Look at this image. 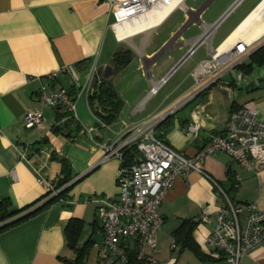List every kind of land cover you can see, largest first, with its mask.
Returning <instances> with one entry per match:
<instances>
[{
  "label": "crops",
  "instance_id": "0c3cea01",
  "mask_svg": "<svg viewBox=\"0 0 264 264\" xmlns=\"http://www.w3.org/2000/svg\"><path fill=\"white\" fill-rule=\"evenodd\" d=\"M236 1L225 0L210 13L216 0H191L192 5L184 0L154 29L133 37L130 43H120L109 28L113 16L107 0H0V129L3 134L0 202H8L9 214L34 205L9 222L50 200L34 167L43 179L56 185L64 178L61 173L64 162L68 183L71 182L55 203L0 230V264L73 261L74 253L67 247L64 233L71 219L83 222L78 246L95 242L91 236L95 230L96 204L92 201L114 199L121 193L120 161L110 158L99 162L104 146L117 143L127 129L168 114L158 124L155 135L174 151L193 157L207 144L210 134L225 133L230 113L248 102L255 104L258 117L264 122V62L244 74L238 65H248L250 54L200 80L192 76L197 64L208 59L212 50L231 37L263 0H255L236 13L231 27L219 35L224 19L210 41L200 44L186 57L193 39L216 23ZM243 1L235 7L236 12ZM177 11L182 12V20L167 31V36L154 42V35ZM187 22L188 26L182 30ZM178 32L171 47L148 64ZM245 33L249 32H240L238 36ZM125 50L131 51L132 59L123 70L114 72L112 56ZM94 67L96 77L108 79L124 103L116 120L105 125L90 113V121L81 122L77 100L79 124L69 122L62 129H55L59 114L56 110L42 109L39 93L72 91L70 75L62 72L65 68L74 69L82 87ZM171 71L168 82L146 100L152 81ZM169 82L170 88L156 99ZM78 99L86 104L83 92ZM31 111L42 112L44 126L24 128V115ZM193 123L200 127L194 139L184 134V129ZM25 152L30 163L20 157ZM198 166L227 191L234 204L253 205L256 210L264 211V166L245 169L219 152L205 157ZM222 205L221 196L208 179L196 172L177 177L158 208L164 224L155 250L148 253L158 261L175 258L174 264H227L206 243L211 224H196L192 231L194 242L210 261L202 262L188 250L179 253L170 250L173 232L183 221H195L202 209L211 213ZM88 228L90 235H83ZM94 259L91 246L83 264H91ZM240 264H264V245L244 256Z\"/></svg>",
  "mask_w": 264,
  "mask_h": 264
},
{
  "label": "built area",
  "instance_id": "2783aa9c",
  "mask_svg": "<svg viewBox=\"0 0 264 264\" xmlns=\"http://www.w3.org/2000/svg\"><path fill=\"white\" fill-rule=\"evenodd\" d=\"M113 16L109 26L114 38L120 43L140 34H146L158 26L184 0H107ZM242 0H237L220 19L206 27L203 33L193 39L186 57L195 49L210 41L211 36ZM256 14L254 23L247 29L249 33L229 37L211 51L208 59L200 61L192 76L198 80L215 73L231 61L249 56L264 48V31L258 38L247 40L253 31L264 28V0L252 11ZM251 51V52H250ZM62 72L70 75L72 91L64 89L41 91L38 99L42 109L56 110L59 117L55 129H62L69 122L79 124L76 115V101L83 92L86 99L92 92L96 77L95 67L89 73L84 86L73 68ZM173 71L157 81H152L146 100L156 95L168 82ZM199 79V80H200ZM168 114L127 129L119 141L111 146H104L103 157L99 163L110 158L121 161L122 150L135 147L139 157L124 170L118 178L121 193L114 199L98 198L96 204V226L94 234L99 238L92 243L95 259L91 264H174L175 258L158 261L148 251L157 246V236L164 220L158 214V208L168 191L179 176L196 172L208 179L223 200L222 207L214 212H202L195 220L198 224H211V233L206 239L207 245L221 254L227 264H240L241 259L256 248L264 245V211H258L253 205L237 206L228 197L215 180L207 175L198 163L215 153H225L245 169H259L264 166V122L259 119V111L253 102L244 104L232 111L228 117L225 133L210 134L207 144L193 157L171 149L164 140L155 135L158 124ZM25 129L44 126L41 111H31L24 115ZM197 123L188 125L184 134L192 139L199 134ZM3 137L0 129V138ZM21 159L30 163L27 154L21 153ZM38 181L44 185L49 199L57 197L70 183L57 188L54 183L43 179L39 169L33 168ZM239 179H237V182ZM170 250L178 248L172 240Z\"/></svg>",
  "mask_w": 264,
  "mask_h": 264
},
{
  "label": "trees",
  "instance_id": "16d2710c",
  "mask_svg": "<svg viewBox=\"0 0 264 264\" xmlns=\"http://www.w3.org/2000/svg\"><path fill=\"white\" fill-rule=\"evenodd\" d=\"M132 54L131 51H117L112 56V66L115 71L123 70L131 61ZM264 62V48H260L253 52L249 56V64H239L238 68L245 74L252 70L253 66H259ZM123 101L115 91L113 85L108 81V79L100 78L99 80L95 79L92 86V92L87 97V107L90 113L96 117L100 122L105 125L111 124L116 120L120 110L123 107ZM139 157V153L135 147H129L122 150V158L120 161V175L123 174L124 170L129 168L135 159ZM64 178L57 182L55 185L57 188H60L66 185L70 179L67 173V165L62 163V171ZM119 175V176H120ZM119 178V177H118ZM233 186V185H232ZM234 185L233 187H235ZM65 189L59 193L57 197H54L44 203L39 209L16 219L15 221L9 222V220L20 215L21 213L29 210L32 206L25 207L13 213L7 212L8 202L3 200L0 202V230H3L9 226H13L20 221L26 219L27 217L32 216L33 214L49 207L51 204L55 203L61 196L64 195ZM9 222V223H7ZM7 223V224H5ZM94 227L96 226V221H94ZM195 221H183L180 226L173 232V240L178 248V253L184 250L190 251L194 256L202 261H210L211 258L204 254L198 245L194 242L192 238V231L195 228ZM83 222L78 219H71L67 223L64 233L67 247L74 253L73 261H64L65 264H83L84 258L88 253L89 249L92 246L91 241H87L81 247L78 246V239L82 230Z\"/></svg>",
  "mask_w": 264,
  "mask_h": 264
},
{
  "label": "rangeland",
  "instance_id": "374dc122",
  "mask_svg": "<svg viewBox=\"0 0 264 264\" xmlns=\"http://www.w3.org/2000/svg\"><path fill=\"white\" fill-rule=\"evenodd\" d=\"M223 1L225 0H216V2L210 7V13L214 12L216 7H219ZM255 0H244L239 6H238V12H236V8L235 10L233 11V13H230L226 19L221 23V25L219 26V35L229 29L231 27V25L233 24V22L235 21L236 19V13H239L240 11H242L243 9L247 8L248 5L252 2H254ZM187 5H192V2L191 0H187ZM182 20V12L181 11H177L175 12L170 18L169 20L163 25V27H161V29H159L156 33V35H154L153 39H154V42H157L160 38H163L164 36H167V31L168 30H171L174 26H176L180 21ZM191 32H189V34H191ZM170 84L171 82H169V84H167L164 89L161 90V92L158 94L157 98L156 99H159L160 97L163 96L164 92L166 90H168L170 88ZM77 114L79 116V119H81L82 121L81 122H85V120H88L90 121V118H92L90 112L88 111L87 109V105L84 104L83 100L82 99H78V102H77ZM83 124H86V123H83ZM90 230L88 228V231L87 233H84L83 235H86V234H89ZM90 235V234H89ZM88 235V236H89ZM91 238L94 240V241H98V236L96 234H93L91 236Z\"/></svg>",
  "mask_w": 264,
  "mask_h": 264
},
{
  "label": "bare ground",
  "instance_id": "6f19581e",
  "mask_svg": "<svg viewBox=\"0 0 264 264\" xmlns=\"http://www.w3.org/2000/svg\"><path fill=\"white\" fill-rule=\"evenodd\" d=\"M255 16H256V14H252V15H250V16L244 21V23L242 24V26H241L237 31H235V32L232 34L231 39L237 37L238 34H239L240 32H243V33L246 32L247 29H248V28L254 23V21H255ZM263 31H264L263 26L256 28V29L253 31V33L251 34V36H250L247 40H252V39L258 38L259 36L262 35Z\"/></svg>",
  "mask_w": 264,
  "mask_h": 264
},
{
  "label": "water",
  "instance_id": "95a60500",
  "mask_svg": "<svg viewBox=\"0 0 264 264\" xmlns=\"http://www.w3.org/2000/svg\"><path fill=\"white\" fill-rule=\"evenodd\" d=\"M188 24H189V22H187L183 27H182V30H184L185 29V27H187L188 26ZM181 32V31H180ZM180 32H178L172 39H171V41L168 43V45H166V47H164L163 49H162V51H160V53H158V55H156L155 57H153L151 60H149L148 62V64H150L151 65V63L152 62H154L155 60H156V58L163 52V51H165V50H167L168 48H170L171 47V43L173 42V41H175V39L179 36V34H180ZM254 52V51H253ZM27 214H29V213H27ZM19 218H21V217H19ZM18 219V218H17ZM16 220V219H15ZM12 222V221H11ZM9 223V222H8ZM5 224H7V223H5Z\"/></svg>",
  "mask_w": 264,
  "mask_h": 264
}]
</instances>
